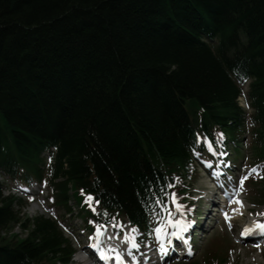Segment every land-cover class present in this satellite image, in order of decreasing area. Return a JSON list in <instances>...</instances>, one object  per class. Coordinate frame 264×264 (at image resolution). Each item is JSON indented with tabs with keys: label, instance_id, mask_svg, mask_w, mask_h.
Returning a JSON list of instances; mask_svg holds the SVG:
<instances>
[{
	"label": "trees",
	"instance_id": "16d2710c",
	"mask_svg": "<svg viewBox=\"0 0 264 264\" xmlns=\"http://www.w3.org/2000/svg\"><path fill=\"white\" fill-rule=\"evenodd\" d=\"M248 130L262 162L264 0H0V173L46 182L65 212L92 194L147 231V206L192 176V153L221 134L239 150ZM250 183L264 203V165ZM4 190L0 264L69 262L58 222L22 219L25 202Z\"/></svg>",
	"mask_w": 264,
	"mask_h": 264
},
{
	"label": "rangeland",
	"instance_id": "374dc122",
	"mask_svg": "<svg viewBox=\"0 0 264 264\" xmlns=\"http://www.w3.org/2000/svg\"><path fill=\"white\" fill-rule=\"evenodd\" d=\"M245 91H247V87L245 86ZM243 100V99H242ZM241 100V101H242ZM187 109L189 110V113L194 116V113L198 114L196 112V107L194 105H189V103L186 105ZM250 135H246V138L244 140L245 143V148L247 149V144ZM246 149L242 151L243 154H246ZM248 161V159L246 160ZM245 161V162H246ZM244 162V161H242ZM246 166V164H245ZM247 168L250 166L247 164ZM249 170L246 171L248 173ZM197 181L195 183V188L193 192L195 194H198L196 191L198 188H205V186H209V181L208 177L206 174L200 173L198 171V176H197ZM260 189V187H259ZM8 193H11L15 195L17 198H19L15 193V191L12 190V185H8ZM258 190L257 187L249 185H245L243 188L241 194L243 195L244 199V212L240 213L238 218H235L234 223L231 228L227 224H218L217 221H212V224L214 227L209 231L208 233V238L202 242L196 241V250H197V255L194 257V259H197L200 261L201 264H204V261L206 260V256H208L213 249L216 248V244L214 241L220 239L222 240L224 238L225 241H228V259L226 261V264H264V250L260 249H254L252 246H248L247 244H242L238 242L237 233H236V228L238 223H240L242 220L251 217L252 215H255L256 210H260L263 208V206H257L256 204L258 203V199L255 198L254 196V191ZM43 194L41 196H37V200L35 202H30L31 204L29 205L26 210H24V215L22 214V219L26 218H31L35 217L38 214H55L54 217L58 214L60 218V214L62 211L59 209H54L53 207L50 206V199L47 197L49 191L47 189L42 191ZM200 195H197L195 198H198ZM241 198V197H240ZM18 208V207H17ZM60 213V214H59ZM81 215V214H80ZM65 219H69V216H66ZM61 220V219H60ZM83 217L79 216L78 218L71 219V222H68L67 224L76 230L77 235L80 240H82L83 234H84V224H83ZM13 232L17 233L18 235H22L20 237H24L25 234H22L21 228L15 227L13 229ZM167 235V234H166ZM165 235V236H166ZM2 236L7 237L9 240L12 238L9 234H2ZM71 236V235H70ZM72 241L77 244V241L74 236H71ZM215 243V244H214ZM77 248H79L76 245ZM210 249V250H209ZM231 250V251H230ZM210 252V253H209ZM166 264H173L171 262H168Z\"/></svg>",
	"mask_w": 264,
	"mask_h": 264
},
{
	"label": "snow or ice",
	"instance_id": "6c2138e0",
	"mask_svg": "<svg viewBox=\"0 0 264 264\" xmlns=\"http://www.w3.org/2000/svg\"><path fill=\"white\" fill-rule=\"evenodd\" d=\"M256 171H257V169H255V168L252 169V172H256ZM246 178L247 177H245V179ZM87 199L93 200L94 198L89 195L87 197ZM172 200H173V203H176V197L174 194L172 196ZM96 203H99V202L96 201ZM157 203L159 204L160 201H157ZM233 203H238V204H241V206H243L242 202L239 200L233 201ZM176 208H177V211H180L182 209V206L179 203H176ZM168 215L170 217L171 213L169 212ZM256 215L262 216V215H264V213H257ZM224 218L228 222L229 228H231L232 227L231 218L229 217V214L227 212L224 213ZM169 223H171L173 228L176 229V231H173L171 233V235L173 237H175L177 240H181V241L186 243L187 241L185 240L182 233H184L187 230V224H182L180 221H171V220H169ZM103 227H105V226L97 225L95 237H90V239H95L96 237H99L100 235H102L103 234V232H102ZM120 227H122V225H120ZM132 231L135 232L136 230L133 229ZM154 231L157 234V236H160L162 233L161 228H156ZM257 232H259L260 235L264 236V222L254 221L253 226L252 227H245V229L243 230L241 235L242 236L249 235V234L254 235ZM109 238H111V237H109ZM125 243H131V246L133 248H139V245L135 242L134 237H132V236L126 237ZM169 243H171V241H169ZM90 247H92L93 249H95L99 253L101 259L111 260L114 258L118 262V264H124V260L121 256V254L114 247L108 248L107 250L101 248L98 244H92V245H90ZM160 250L165 251L163 244L160 245ZM188 254L191 255V252L189 251Z\"/></svg>",
	"mask_w": 264,
	"mask_h": 264
},
{
	"label": "bare ground",
	"instance_id": "6f19581e",
	"mask_svg": "<svg viewBox=\"0 0 264 264\" xmlns=\"http://www.w3.org/2000/svg\"><path fill=\"white\" fill-rule=\"evenodd\" d=\"M242 202V200L237 199ZM236 201V200H235ZM243 206L241 204L235 203V209L234 212L232 213V217H236L238 213L244 210V203L242 202Z\"/></svg>",
	"mask_w": 264,
	"mask_h": 264
}]
</instances>
